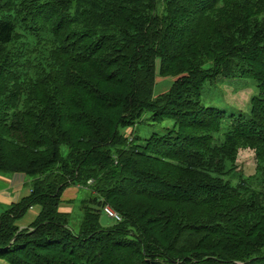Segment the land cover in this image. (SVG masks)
Masks as SVG:
<instances>
[{"label":"trees","instance_id":"16d2710c","mask_svg":"<svg viewBox=\"0 0 264 264\" xmlns=\"http://www.w3.org/2000/svg\"><path fill=\"white\" fill-rule=\"evenodd\" d=\"M219 74L255 81L248 109L201 103ZM156 76L173 80L153 96ZM145 112L171 127L141 140ZM14 172L30 191L0 213L6 264H264V0H0V173ZM69 186L92 194L77 229L59 210ZM105 204L120 221L100 223Z\"/></svg>","mask_w":264,"mask_h":264},{"label":"rangeland","instance_id":"374dc122","mask_svg":"<svg viewBox=\"0 0 264 264\" xmlns=\"http://www.w3.org/2000/svg\"><path fill=\"white\" fill-rule=\"evenodd\" d=\"M205 66H208L206 64ZM171 77L156 76L155 85L153 88V96H156L166 91L170 83ZM256 92L255 81L250 78L241 76H224L217 75L212 80H207L201 89L200 101L207 106H215L225 110L226 113H235L239 110L244 111L248 109V99ZM171 120H163L157 122L151 119V113L145 112L141 119L133 127L134 133L139 135L141 140L147 138L151 133H161L166 127H171ZM131 128L124 129V133L128 135ZM237 169L244 175H250L254 172L255 159L254 151L252 149H240L237 154ZM29 179L31 176L27 175ZM226 178V176H225ZM236 177L232 181L235 183ZM232 182V183H233ZM76 197L71 202L72 213L69 218L70 225L77 229L83 217V208H81L82 200L91 196L90 190L86 187H77ZM113 220L106 216L101 209L100 223L102 225L111 224Z\"/></svg>","mask_w":264,"mask_h":264},{"label":"crops","instance_id":"0c3cea01","mask_svg":"<svg viewBox=\"0 0 264 264\" xmlns=\"http://www.w3.org/2000/svg\"><path fill=\"white\" fill-rule=\"evenodd\" d=\"M78 186H69L64 189L61 195L62 202L59 210L69 212L71 202L76 197ZM30 191V180L21 172L3 174L0 173V213L11 203L16 202ZM39 212L38 206H32L22 219L17 221L20 227H26L36 217ZM0 264H6L0 260Z\"/></svg>","mask_w":264,"mask_h":264},{"label":"built area","instance_id":"2783aa9c","mask_svg":"<svg viewBox=\"0 0 264 264\" xmlns=\"http://www.w3.org/2000/svg\"><path fill=\"white\" fill-rule=\"evenodd\" d=\"M88 182L90 183L91 180H89ZM102 210L109 218H111L113 220H116V221H120L121 220L120 214L117 211H115L108 204L103 205Z\"/></svg>","mask_w":264,"mask_h":264},{"label":"water","instance_id":"95a60500","mask_svg":"<svg viewBox=\"0 0 264 264\" xmlns=\"http://www.w3.org/2000/svg\"><path fill=\"white\" fill-rule=\"evenodd\" d=\"M149 262V261H148ZM156 261H152V263H155ZM164 264H166V263H164Z\"/></svg>","mask_w":264,"mask_h":264},{"label":"clouds","instance_id":"9594fccd","mask_svg":"<svg viewBox=\"0 0 264 264\" xmlns=\"http://www.w3.org/2000/svg\"><path fill=\"white\" fill-rule=\"evenodd\" d=\"M91 180V179H90ZM92 181V180H91ZM89 183V182H88ZM103 207V206H102ZM116 211V210H115ZM113 220V219H112Z\"/></svg>","mask_w":264,"mask_h":264}]
</instances>
